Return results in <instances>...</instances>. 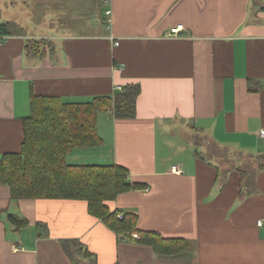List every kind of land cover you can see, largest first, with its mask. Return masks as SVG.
I'll use <instances>...</instances> for the list:
<instances>
[{
  "label": "crops",
  "instance_id": "1",
  "mask_svg": "<svg viewBox=\"0 0 264 264\" xmlns=\"http://www.w3.org/2000/svg\"><path fill=\"white\" fill-rule=\"evenodd\" d=\"M30 1L50 10L34 22L24 5L29 13L16 19L15 4L0 0V154L19 152L31 94L82 103L138 85L135 117L99 112L102 144L72 151L68 164L126 168L146 189L120 194L110 209L137 215L139 231L189 241L185 264H264V0ZM32 40L51 44L43 58L25 49ZM194 129L220 152L198 160ZM9 214L27 226L16 231ZM38 222L48 236H37ZM64 239L80 241L96 264H126L128 239L85 202L12 201L0 185V264H71Z\"/></svg>",
  "mask_w": 264,
  "mask_h": 264
},
{
  "label": "trees",
  "instance_id": "2",
  "mask_svg": "<svg viewBox=\"0 0 264 264\" xmlns=\"http://www.w3.org/2000/svg\"><path fill=\"white\" fill-rule=\"evenodd\" d=\"M8 24L0 25L4 34ZM50 43L44 40L27 41L25 49L38 58L46 55ZM249 92L257 88L249 83ZM140 88L128 84L116 89L111 96H97L87 102L70 103L59 97L31 94L30 113L22 119V143L19 152L0 154V185L9 189L10 199L18 200H63L83 201L88 214L100 220L117 237H125L136 244L145 245L160 256H176L190 249V242L183 239H164L153 232L139 231L137 215L123 212L118 219V210H111L109 204L120 194L144 190L143 184L133 183L129 172L119 165L72 166L67 156L77 149L98 147L102 140L97 131V115L110 110L116 119H129L136 115V100ZM193 153L201 161L207 155L199 149L194 129ZM213 154L220 152L213 146ZM259 168L264 169V156ZM263 160V161H262ZM241 193L247 194L243 183L248 175L239 170ZM250 179V178H249ZM243 188L246 190L242 192ZM249 188V193H251ZM255 191V188H254ZM7 220L16 231L27 226V221L11 214ZM37 236H48L47 226L41 222L35 225ZM138 235V239L132 237ZM60 247L71 264H96L95 256L77 239H64Z\"/></svg>",
  "mask_w": 264,
  "mask_h": 264
},
{
  "label": "rangeland",
  "instance_id": "3",
  "mask_svg": "<svg viewBox=\"0 0 264 264\" xmlns=\"http://www.w3.org/2000/svg\"><path fill=\"white\" fill-rule=\"evenodd\" d=\"M9 3H14L16 6V19L23 18L22 14L24 13H29L25 11L24 5L29 7L34 22L39 20L40 17L45 14V12L50 10L47 8L48 6H45V4L39 2L34 3L30 1L31 6H29V0H6L5 7L9 5ZM11 4L9 7H7L9 10H13ZM46 5H49V3ZM195 137H197L196 141H198L199 148L203 150L205 156L209 155L213 149V145L210 143V141L202 135H196ZM227 157L228 155H225V161ZM127 241L129 242L128 246L126 250L122 247L121 253L122 261H125L126 264H185L186 262V259L182 254L170 257L159 256L154 254L151 248L148 246L140 244L136 245L130 240Z\"/></svg>",
  "mask_w": 264,
  "mask_h": 264
},
{
  "label": "built area",
  "instance_id": "4",
  "mask_svg": "<svg viewBox=\"0 0 264 264\" xmlns=\"http://www.w3.org/2000/svg\"><path fill=\"white\" fill-rule=\"evenodd\" d=\"M105 15H106V17H108V18H110V15H111V12H110V10H108V11H106L105 12ZM181 27H176V28H174V29H172L171 31H170V34L173 36H178L179 35V33L181 32ZM115 45L117 46L118 45V43L116 42L115 43ZM118 89H120V88H118ZM259 135L261 136V138L262 139H264V131H261L260 133H259ZM117 218L120 220V219H122V214H119V215H117ZM258 226H262L263 225V221H258Z\"/></svg>",
  "mask_w": 264,
  "mask_h": 264
}]
</instances>
